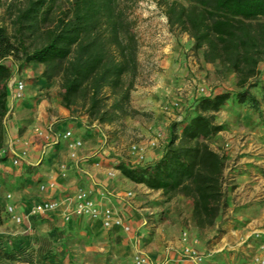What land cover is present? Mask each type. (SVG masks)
<instances>
[{"label": "trees", "instance_id": "16d2710c", "mask_svg": "<svg viewBox=\"0 0 264 264\" xmlns=\"http://www.w3.org/2000/svg\"><path fill=\"white\" fill-rule=\"evenodd\" d=\"M162 0L170 30L188 34L204 62L234 74V100L257 107L250 87L264 61V0ZM0 148L4 144L7 81L30 63L45 81L57 77L63 107H79L90 121L111 124L130 108L137 74L138 42L128 0H0ZM7 19V24L3 22ZM264 98V82L261 84ZM228 91L201 94L179 120L170 122L159 158L115 164L134 183L190 199L194 226L214 224L225 196L223 154L207 140L222 129L217 112ZM6 215L0 208V224ZM9 256L8 254H6Z\"/></svg>", "mask_w": 264, "mask_h": 264}, {"label": "crops", "instance_id": "0c3cea01", "mask_svg": "<svg viewBox=\"0 0 264 264\" xmlns=\"http://www.w3.org/2000/svg\"><path fill=\"white\" fill-rule=\"evenodd\" d=\"M149 2L138 10L143 18H139L136 25L139 31L138 68L130 91V107L137 113L133 119L128 117L127 124L131 132L128 140H132L131 144L136 149L125 147L123 138L114 140L104 133L105 129L114 128L113 123L90 121L79 107H63L55 95L49 101L47 94H53L51 80L45 81L40 76L41 64L30 63L15 73V77L25 84L22 98L15 99L8 94L4 144L0 148V205L4 208L8 203L13 204L14 212L21 214L24 205L51 197L64 188L84 184L91 189L92 198L99 201L101 193H105L110 201L107 199L103 204L110 203L117 214L132 222L133 230L126 234L129 240L136 243L134 251L144 252L154 264H189L181 257L184 243L179 232L173 234L170 227L190 232L191 236L186 240L189 244H192L191 240L199 242L201 236L210 230L194 226L190 213L186 214L188 225L185 227L179 220V213L171 210L174 206L162 202L164 197L160 190L130 181L113 166L119 161L135 165L159 158L168 126L174 120L161 109V104L167 98H177L182 100L186 109L195 97L190 79L194 81V76L202 80L200 74L203 71L196 68L189 55L191 40L188 34L172 32L166 22L164 6ZM200 82L198 85H201ZM184 113L185 110L175 120H179ZM73 126L76 131H73ZM66 130L71 132L72 138L82 141L76 158L71 160L67 155L68 140L57 136ZM16 156L20 158L19 165L12 164ZM62 161L68 162L70 167L65 177L60 176L57 169ZM51 182L55 186L51 187ZM42 185L44 188L41 189ZM127 191H132L133 196L127 197ZM5 192H10L12 197L6 200ZM151 214L153 216L146 219V215ZM7 216L5 223L0 225V243H10L21 234L26 237L37 235L34 230L37 216L21 223ZM73 220L70 219L66 226L75 222ZM93 223L100 225L99 220H93ZM153 226L155 232L161 235L154 233L149 246L140 245L139 235ZM259 228L247 231L244 239L257 240L253 232ZM167 230L164 237L162 233ZM61 231L67 233L63 228ZM55 247L62 249L65 246L57 244ZM67 259L66 255V262ZM202 263L203 260L199 264Z\"/></svg>", "mask_w": 264, "mask_h": 264}, {"label": "rangeland", "instance_id": "374dc122", "mask_svg": "<svg viewBox=\"0 0 264 264\" xmlns=\"http://www.w3.org/2000/svg\"><path fill=\"white\" fill-rule=\"evenodd\" d=\"M1 1L7 3L13 0ZM151 1L160 5L162 0ZM180 1L185 3L184 0ZM128 4L130 16L135 21L133 32L138 42L139 31L136 25L139 18H143L138 10L149 5L150 2L149 0H128ZM0 10L3 13V9ZM3 22L8 23L7 19ZM172 32L181 33L176 27H173ZM189 47L191 61L197 69L203 71L200 74L202 80H197L198 78L192 76L194 78L192 81L189 77L195 95L192 104L195 98L201 95L198 86L205 87V94L224 91L230 93V97L224 105L214 113L215 122L221 124L222 129L207 140L212 149L225 157L224 200L214 224L206 228L210 230L209 233L201 236L199 242L191 240L192 244L190 245L205 255L202 264H253V257L257 252V240L244 239V235L251 229L264 226V98H262L261 89V84L264 82V61L258 65L259 82L250 87V91L258 102L256 108H251L247 104H238L234 100L233 96L237 88L233 72H220L217 62H202L201 50H194L192 43ZM199 81H201V85H198ZM50 85L53 88V94H47L48 100L50 101L52 95H55L60 103L58 78H52ZM170 99L167 98V100ZM176 100L180 102V109L169 111V117L173 116L174 120L183 110L188 114L191 107L190 105L185 109L182 100L177 98ZM134 115L136 113L122 115L114 121L112 125L114 128L105 129L104 133L113 137L114 140L123 138L122 140L126 141L125 147H129L132 140H128L131 135L127 125L128 117L133 119ZM72 129L73 131L77 130L75 126ZM57 136L60 137L61 133H58ZM69 152L68 149L67 155L71 160L73 158L69 156ZM69 168L68 162L65 161L59 162L57 165L58 173L62 177L66 176ZM50 186L53 187L55 184L51 182ZM80 191L85 192L87 197L95 202H101L102 206L107 200L102 195H100L99 201L92 198L91 189L84 184H79L74 188H64L52 195L51 198L56 199L62 209L50 214L35 215L37 216L34 227L37 233L35 237H26L21 234L17 239H12L10 243H0V264L23 262H27V264H133V251L136 243L134 240L128 239L125 231L118 228L113 230L114 227L105 228L101 224L93 223V220L96 219L85 216H72L71 219H74L75 222L66 226L70 220H64L61 212L63 208L71 204ZM161 200L167 202L169 206H174V209L171 210L179 213V220L186 227L188 225L186 214L190 213L191 209L190 199L176 194L170 199ZM33 204L24 205L23 213L27 214ZM0 208L3 209L1 205ZM152 216V214L146 215V219L149 220V217ZM7 218L8 216L4 215L0 225L4 224ZM60 221H62L61 225ZM128 223L130 231L133 230L132 222L128 221ZM62 228L67 230V233L62 232ZM154 228V226L150 227L149 230L139 235L140 245L149 246L154 233L161 235L160 232H155ZM173 228L170 227V231L173 234L179 232L181 239L183 230ZM168 231H163L162 235L165 237ZM187 234L191 236L190 232ZM38 243L40 245L35 247ZM57 244L65 247L57 249L55 247ZM66 255L67 262L65 261Z\"/></svg>", "mask_w": 264, "mask_h": 264}, {"label": "built area", "instance_id": "2783aa9c", "mask_svg": "<svg viewBox=\"0 0 264 264\" xmlns=\"http://www.w3.org/2000/svg\"><path fill=\"white\" fill-rule=\"evenodd\" d=\"M7 88L9 94L15 99L22 98L24 91V81L15 77V74L8 79ZM200 94H205V87L198 86ZM181 105L179 100L170 99L163 102L161 108L164 112L169 113L172 110L180 109ZM62 138L68 140L67 147L69 149V156L73 159L76 158V151L82 145L80 139L72 138L71 132L69 130L64 131L61 134ZM131 150H135L136 146L134 144L130 145ZM24 154V153H23ZM13 165L20 164V158L18 156L12 159ZM1 188V184H0ZM41 189L44 188L42 185ZM106 199L110 201L105 193H101ZM127 197H132L133 192L127 191ZM12 194L10 192H5L4 198L6 200L10 199ZM62 209L59 206V203L56 199L51 197H46L36 203H34L30 210L25 213L17 214L14 212L13 204H6L4 207V212L9 215L10 219L16 223H21L26 220L28 222L29 218L38 214H50L55 211ZM61 216L64 220L68 221L72 216H85L88 218L99 220L100 224L105 228H120L125 232L130 230V225L127 220L122 218L115 211L112 205L102 206L100 203L95 202L94 200L87 197V194L83 191H80L76 194L74 200L71 204L67 205L66 208H63ZM253 236L257 239V252L253 257V264H264V226L253 232ZM188 238L187 231H183L181 234V240L184 243L181 248V257L187 259L189 264H199L204 258L205 255L203 252L198 251L192 245L186 242ZM133 264H154L150 258L142 251L135 250L133 253Z\"/></svg>", "mask_w": 264, "mask_h": 264}]
</instances>
